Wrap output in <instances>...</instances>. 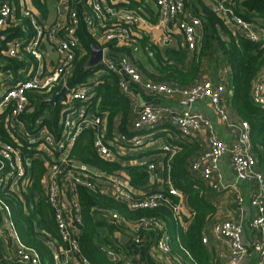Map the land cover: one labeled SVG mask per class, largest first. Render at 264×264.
<instances>
[{
    "label": "built area",
    "instance_id": "2783aa9c",
    "mask_svg": "<svg viewBox=\"0 0 264 264\" xmlns=\"http://www.w3.org/2000/svg\"><path fill=\"white\" fill-rule=\"evenodd\" d=\"M208 1V0H207ZM67 0H57L56 19L48 24L42 14L29 7L28 0H0V30L18 29L21 33L11 39L7 46L10 57H23V53L33 56L35 65L29 66L25 72L20 70L18 80L9 83L0 79V113L7 111L6 125L10 134L20 137L12 141H0V187H11V191L17 200L24 201L22 193L16 187L29 183L27 166L32 159L24 149L29 145L43 144L46 148L44 173V191L48 196L50 206L59 230L62 242L68 244L67 252L77 254L79 252V225L82 222L81 206L77 197L79 186L88 189H96L99 192L126 204L131 210L152 209L162 205H168L176 218L180 217L184 204V195L177 188L170 176V160L176 149L170 143L159 139L147 140L145 135H137L130 141L126 135H118L121 143L115 146L107 140L108 132L104 126V119L87 102L91 98L93 89L99 81L98 76L90 82L69 85L66 75L75 60L77 52L81 49L78 36L80 15L83 14L89 25L102 27L101 33L97 32L95 38L101 43H113L119 46L130 45L134 37L131 33L133 26L140 27L143 22L142 15L128 7H118L117 0H83L85 10L79 12L66 6ZM158 9V27L169 33L174 26L182 32L184 44L193 49L196 47L200 36L202 17L187 11L184 0H154ZM212 9L234 29L247 38L258 41L261 38L259 28L252 22L236 16L232 11V0H210ZM86 6L90 10H86ZM234 16V23L229 19L228 13ZM119 14L121 23H113V16ZM23 19H28L29 24H22ZM169 28V29H167ZM54 43L57 45L59 61L52 71L47 73L45 69V54L43 46ZM109 48H103L101 70L113 72L119 76L120 89L130 93L129 83L142 85L146 90L168 97H180L190 106L199 100L207 99L220 115L222 120L236 126L238 135L236 141L228 146L213 131L212 122L200 112L191 110L172 111L171 120L179 132L185 136L200 131L203 127L210 130L211 136L207 150L195 161L194 170L201 172L203 177L209 180L217 192H222L228 187H237L240 182L257 184V192L251 199V205L258 210V214L250 221L251 228L258 234L250 246L243 239V225L234 220H223L212 225V232L217 237L225 238L228 242L230 256L228 264H242L253 253L258 256L254 264H264V175L257 170V159L251 152V131L247 121H232L226 109L222 106V96L226 92L223 83L214 84L207 78H202L197 84L189 88L174 87L163 83L144 80L138 69L126 58L113 60L108 58ZM25 73V74H24ZM8 77V76H7ZM56 87L58 90L66 88L65 96L61 99V130L55 134L43 126L31 131L23 120V116L29 111V93L42 91L50 93ZM252 101L255 104H264V66L258 73L252 87ZM160 119V111L152 106H146L137 112L134 129L140 130L154 126ZM92 130L94 133V148L105 160L112 163H120L122 154L127 153L128 148L140 149L142 152L149 150L154 144H159L165 158L162 162V180L164 189H150L144 194H135L127 178L120 173L101 172L91 174L85 164L70 158L72 148L84 130ZM151 135V133H150ZM146 149V150H145ZM230 156L236 181L227 185L223 179L221 159ZM121 164V163H120ZM156 164H149V169ZM122 176V177H121ZM15 184V186H13ZM73 196V200L67 204V194ZM235 199L240 206L244 205L245 198L237 190ZM113 217L118 219L117 213ZM154 222L158 238L154 245L166 254H171L170 238L165 225L161 221L152 218H142L134 231L141 225L147 226ZM0 236L14 239L18 247L13 256L21 264H44L41 254L32 246L25 244L20 238L19 231L13 217L11 205L0 193ZM135 243H140V236H133ZM202 241L208 243L207 236L203 235ZM48 245L55 252V260L59 261L58 250L54 241ZM61 246V245H60ZM59 246V247H60ZM108 256L114 263L124 259V264H138L127 256L114 250H108ZM81 264H93L86 257L81 256Z\"/></svg>",
    "mask_w": 264,
    "mask_h": 264
},
{
    "label": "trees",
    "instance_id": "16d2710c",
    "mask_svg": "<svg viewBox=\"0 0 264 264\" xmlns=\"http://www.w3.org/2000/svg\"><path fill=\"white\" fill-rule=\"evenodd\" d=\"M33 1L42 11H46L40 0ZM143 1L145 0H121L117 5L127 6L141 14ZM184 1L187 11L200 15L203 19L201 37L193 49L181 44L177 48L167 47L163 50L135 26L131 29L134 40L128 46L101 43L95 38V34L101 33L102 27L89 25L81 14L78 29L81 49L67 72V83L70 86L83 84L95 73L96 66H89L93 44L102 49L108 47L109 54L128 58L144 80L180 88L192 87L208 76V79L213 81L222 80L221 83L227 80L228 86L233 89L230 109L240 120L249 123L251 152L257 159V170L264 175V104H255L251 95L253 83L264 66V36L261 35L258 41H254L239 34L232 25L214 12L209 2ZM86 10H90L88 6ZM232 11L236 16L252 22L257 28L264 29V0H232ZM112 22L121 23L119 14L113 16ZM22 24L28 25L29 20L23 19ZM19 35L21 33L18 29L0 30V69L25 72L29 66L35 65L31 55L23 53V57L19 59L6 54L9 41ZM58 89L54 88L50 93H29V111L23 116V120L31 131L46 126L54 133L58 132L61 103L54 105L49 101L51 94ZM87 103L104 118L108 137L114 142L121 143L117 137L121 134L126 135L130 141L137 135H145L153 130L152 127L134 129L137 115L132 98L129 93L120 89L119 76L113 72L107 71L103 74ZM6 115L7 111L0 113V140L11 141L5 122ZM172 124L167 125L177 132L176 126ZM170 144L176 149L170 160L171 180L184 195L185 210L182 209L180 217L176 218L168 205L131 210L126 204L96 189L79 186L77 197L81 206L82 222L79 225V252L75 254L78 260L83 256L93 264H124V259L114 263L107 254L108 250H114L126 257L117 232L130 230L132 236L149 238L155 243L158 234L154 222L147 226L141 225L137 231L133 230L142 218H152L165 225L172 249L171 259L184 262H192L194 259L197 264H213L210 251L203 243L202 237L207 226L218 222L220 193L200 171L193 169L195 161L205 151L202 152L203 148L199 142H189L188 136L178 137ZM70 158L85 164L89 172L95 175L101 172L121 173V169H126L127 180L135 194H144L152 189L148 188L150 176L147 164L123 168L120 164L105 160L94 148V133L90 129L81 132ZM28 168L32 179L24 201H17L11 187H0V193L11 205L22 241L33 246L41 254L43 263L57 264L47 243L38 237L43 233L47 238L50 235L59 238L53 210L40 183L46 168L38 159H33ZM35 193L40 195L37 201L34 200ZM114 213L119 215L118 219L113 217ZM36 228L41 232L36 231Z\"/></svg>",
    "mask_w": 264,
    "mask_h": 264
},
{
    "label": "crops",
    "instance_id": "0c3cea01",
    "mask_svg": "<svg viewBox=\"0 0 264 264\" xmlns=\"http://www.w3.org/2000/svg\"><path fill=\"white\" fill-rule=\"evenodd\" d=\"M117 1H118L117 3H121L120 2L121 0H117ZM204 1L208 2L210 0L208 1L204 0ZM40 2L42 5H44L46 11L45 12L42 11L38 7V5L34 1H32L33 5L35 6L34 9L42 14L43 19L48 24H51L56 19L57 0H40ZM66 6L70 9H77L79 12L85 10V5L83 3V0H67ZM148 6L150 10H148ZM118 7L121 8V7H127V6H118ZM141 7H142L141 15L143 17V20H142L143 22L141 23L140 27H138V30L142 31L144 34L149 36L152 43H154L156 46L160 47L163 50L166 49L167 47L177 48L181 44H184L183 38H182L183 37L182 32L178 28V26H174L171 32L169 30V33L165 31V29L158 27L157 22L159 19V14H158V9L155 5L154 0L143 1V3L141 4ZM43 12L45 14H43ZM259 30H260L261 35L264 36V29H259ZM135 33H137V31H135ZM201 33H202V26H201ZM5 52L6 54H8L7 50ZM43 52L45 54L46 72L52 73V71L54 70V68L56 67L59 61L57 45L54 43L44 45ZM107 57L112 58L113 60L119 58L118 56H115L109 53ZM1 64H2V60L0 59V65ZM96 68L97 69L95 70V73L85 82H90L96 76H98V78L100 79L103 76V74L107 72L105 70H101L102 67L100 64L96 65ZM16 72L18 71L16 70L14 72L11 69L4 70L3 68H1L0 69V79L7 80L9 78L8 80L9 83L17 81L18 79H16L15 77ZM209 80H211L214 84L221 83L222 81L219 79L218 81L217 80L213 81L211 78ZM225 81L226 82H223V83H225L226 92L222 96L221 104L228 112L230 119L232 121L234 122L240 121V118L236 116L234 113H232L230 109V99L232 98V95H233V89L232 87L228 86V81L227 80ZM129 85H130L129 94L132 98L134 112L136 115H137V112H139L146 106H152L160 111L159 121H163V123L160 125L158 129L156 130L153 129L151 132L145 134L147 140L159 139L160 141L165 142V143H173V141H175L178 137H184L185 135L183 136V134H181L178 129H177V132L172 131L169 128V125L167 124L169 123L172 124V120H171L172 111L191 110L192 112H200L204 114L212 122L213 131L216 134V136L222 139L228 146H231L236 141V138L238 135L237 127L232 126L231 124L222 120L220 115L215 110L214 106L210 104V102L207 99L199 100L190 106L180 97L173 98V97H168L164 95H157V94L150 92L149 90H146L142 85L132 83V82L129 83ZM57 88L59 87H56V89ZM60 90H57L56 92ZM55 93L51 94L50 98H52L55 95ZM61 99L62 98H59L57 103L58 102L61 103ZM46 128L48 129V127ZM60 130H61V126L59 123L58 132L55 134H59ZM8 135L11 141L14 138H16L18 140H21L17 142H22V139L20 137L14 136L13 138L9 130H8ZM210 136H211L210 130L206 127H203L200 131L193 132L191 135H188V140L189 142H194V141L199 142L200 146L203 148L202 152H204L208 148V141H209ZM107 140L113 146L117 144V142L112 141L111 139H109V137L107 138ZM0 141H4V140H0ZM153 147H156V148L155 149L152 148L144 152L142 151L139 152V149H135L133 147L132 148L127 147V153L122 154L120 156L119 162L121 164L120 163L118 164H120L123 168H127V167L138 165V164H147V167L149 170V176H150L148 188L164 189L165 186L162 180V172H161L162 169L161 168H162V162L164 161L163 159L165 158V156L162 153V150L160 149L159 144H154ZM24 152H27L29 157L32 160L38 159L44 164L43 159H45V156H46L45 155L46 148H42L41 144H34L32 146L28 145L24 149ZM150 163L156 164V167L153 169H149ZM28 167L29 166H27V174L29 175V178H30L29 183L25 186L19 185L18 187H16V189L22 193L24 200L26 198V191L28 190V186L31 184V179H32L31 173ZM221 170L223 173V179H224L225 184L232 185L233 183H235L236 178H235L234 170H233L229 155H225L221 159ZM120 172H121L120 174L123 177L125 178L128 177L126 169H121ZM43 181H44V175L40 182L42 190L44 191ZM13 186H15V184ZM257 189L258 187H257V184L255 183L240 182L237 184L236 188L228 187L224 191L219 192L220 194L218 196L219 209H218V214H217V221L219 222V221L229 219V220L240 222L243 225L244 242L249 246L251 242L254 240V238L258 237V234L250 226V221L252 220L253 217H255L258 214V210L255 207H253L250 202L251 199L256 194ZM237 190H239L245 198L244 205L242 206L237 204V201L235 199ZM39 198H40V195L38 193H35L34 200L37 201L39 200ZM73 199H74L73 196L68 193L66 195L65 201L67 204H69ZM182 209L185 210V205L183 206ZM36 231L41 232V230L37 228H36ZM204 235L207 236L208 238V243L205 245L210 251L212 263L213 264H228L230 252H229V246H228L227 240L225 238L215 236L212 232V225H209L206 227ZM117 236L120 239L121 245L124 246V248H122V251L126 254V256L129 259L133 260L135 263H138V264H197L194 261V259L192 262H184V261H181L180 259H171L170 254L160 252L149 238L142 239L140 243H135V241L133 240L132 232L130 230H125L124 232H117ZM121 236H127V239L124 240V243L121 242ZM38 237L42 239L44 242H46L47 245L49 241L51 240L54 241L56 248L58 250V255L60 257L59 261L56 260L57 264H81L80 261L77 259V257H75V254H71V252H67L69 249V246L65 242H62L60 240V237L55 238L54 236L50 235L47 238V236L45 234L43 235V233L39 234ZM17 247H18V244L14 239H11V238L5 239L0 236V264H21L13 256ZM48 247L53 252V250L51 249L49 245ZM53 254H55V252H53ZM257 259H258L257 254L253 253L251 256H248L242 262V264H254L257 262Z\"/></svg>",
    "mask_w": 264,
    "mask_h": 264
},
{
    "label": "water",
    "instance_id": "95a60500",
    "mask_svg": "<svg viewBox=\"0 0 264 264\" xmlns=\"http://www.w3.org/2000/svg\"><path fill=\"white\" fill-rule=\"evenodd\" d=\"M229 19L232 23H234V16L231 12L228 13ZM103 59V49L99 46L93 44L92 45V54L89 59V66H96L100 64ZM66 88H62L60 91L56 92L55 95L49 99L54 105H56L59 98H63L65 96ZM127 239V236H121V242L124 243V240Z\"/></svg>",
    "mask_w": 264,
    "mask_h": 264
},
{
    "label": "rangeland",
    "instance_id": "374dc122",
    "mask_svg": "<svg viewBox=\"0 0 264 264\" xmlns=\"http://www.w3.org/2000/svg\"><path fill=\"white\" fill-rule=\"evenodd\" d=\"M32 1H33V0H28V2H29V7L32 6L33 8H35V6L33 5ZM162 123H163V121H158L154 126H152V129H154V130L158 129ZM41 147H42V148H45V146H44L43 144H41ZM142 148H143V146L140 147L139 152H141L142 150H144V149H142ZM152 148L155 149L156 147H152ZM152 148H150V149H152ZM145 150H146V149H145Z\"/></svg>",
    "mask_w": 264,
    "mask_h": 264
}]
</instances>
